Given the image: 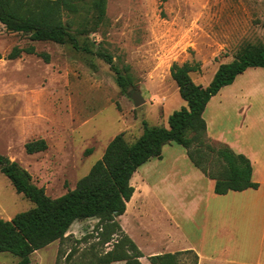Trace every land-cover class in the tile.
<instances>
[{
    "label": "rangeland",
    "instance_id": "1",
    "mask_svg": "<svg viewBox=\"0 0 264 264\" xmlns=\"http://www.w3.org/2000/svg\"><path fill=\"white\" fill-rule=\"evenodd\" d=\"M105 14L99 24L90 21L70 28L93 53L74 49L69 42L32 41L0 23V153L17 161L32 182L53 198L75 187L116 134L123 132L131 142L142 133L143 121L165 125L168 115L185 105L170 76L173 62L200 64L199 74L193 77H204L202 81L208 83L215 65L231 61L249 44L264 45L263 0H107ZM30 45L36 53L6 57L13 46ZM97 50L111 55L129 79L124 89L109 63L94 53ZM41 53L48 54V61ZM132 91L144 99L139 106L130 97ZM227 105V100L218 102L216 97L208 107L209 134L214 141L264 139V130L237 128L239 120ZM38 138L46 141V148L27 153L25 143ZM173 146L185 152L181 145ZM145 200L138 223L132 220V202L130 213L122 217L144 253L176 248L181 245L178 232L184 229L191 235H205L204 258L198 264H250L252 255L244 250L248 243L244 235L235 237L231 248L228 240L211 246L215 235H229L226 214L221 216L226 201L218 199L216 204L211 199L207 216H182L175 224L154 199ZM32 206L0 172V218L9 220ZM96 224V218L74 221L65 238L35 250L29 264H76L91 245L97 251L110 248L100 242ZM73 249L72 257L65 259ZM180 258L181 264L193 263L192 253ZM17 261L15 255L0 252V264Z\"/></svg>",
    "mask_w": 264,
    "mask_h": 264
},
{
    "label": "trees",
    "instance_id": "2",
    "mask_svg": "<svg viewBox=\"0 0 264 264\" xmlns=\"http://www.w3.org/2000/svg\"><path fill=\"white\" fill-rule=\"evenodd\" d=\"M106 2L0 0V23L8 31L27 34L32 41L69 42L74 49L93 53L78 42L70 28L76 23L103 22ZM22 52L36 53L33 45L13 46L6 57L14 59ZM94 53L109 63L117 83L124 89L130 81L114 65L111 55L101 50ZM39 55L48 61V54ZM248 67L264 68V45L249 44L231 61L220 63L206 86L195 83L191 77V72L201 70L200 64L173 62L170 76L185 105L168 115L166 125L150 126L143 121L142 133L131 142L125 139L123 132L116 134L75 187L58 197L48 196L43 187L32 182L25 168L0 153V172L17 193L33 203L32 207L16 213L9 220L0 218V252L15 255L18 258L16 264H29L35 250L65 238L74 221L96 218L100 242L110 248L97 251L91 245L80 254L76 264H111L121 260L124 264H143L140 261L143 254L123 231L117 218L125 212L126 203L133 194L134 187L130 183L133 173L151 158H160L163 145L171 142L181 145L192 164L214 181V193L221 195L257 188L258 183L251 177L250 159L235 152L227 143L214 141L207 133L203 117L209 99ZM24 147L27 153H36L46 148V141L43 138L30 140ZM74 252L75 249L71 250L64 258L70 259ZM187 253L193 254L192 264H198V255L191 249L153 254L147 257L145 264H181V255Z\"/></svg>",
    "mask_w": 264,
    "mask_h": 264
},
{
    "label": "crops",
    "instance_id": "3",
    "mask_svg": "<svg viewBox=\"0 0 264 264\" xmlns=\"http://www.w3.org/2000/svg\"><path fill=\"white\" fill-rule=\"evenodd\" d=\"M219 64L214 66V73ZM262 68L248 67L238 74L231 84L223 86L209 99L203 111V117L206 121L207 133L212 139L215 138L209 134V122L206 113L209 105L216 97H218V102L227 100V106L239 120L237 128L264 130V72H261ZM195 72L199 74L200 71L191 72V77L195 83L204 86L209 84L210 81L208 83L202 81L204 77L200 80L193 77ZM220 141L225 142L223 139ZM225 143L235 152L243 153L250 159L252 164L251 177L254 182L258 183V187L247 188L242 191H229L221 195L212 194L214 181L206 177L192 164L186 152L173 146L177 143H167L162 147L160 158H151L133 173V178L131 177L130 180L131 185L134 184L133 194L126 203L125 212L117 218L123 231L136 245L137 240L131 233L129 234L127 225L122 222V217L130 213L128 206L131 202L132 220L135 221V224L143 216V211L140 208L148 197L157 202L158 208L163 210L168 221L178 224V219L182 216L189 219L200 213L207 216L211 199H215L216 204H219V200H224L227 202L226 211H223V214L220 212L222 210L217 211V213L221 216L226 214L227 224L229 223V235L223 238L215 235L217 238L211 246H222L228 240V245L231 248L232 240L244 235V241L248 242L245 244L244 250L249 251L247 256L252 255L250 264H264V139L261 141H252V139L233 140ZM241 226H243V230H235L236 227L241 228ZM178 233L181 245L172 249L162 248L157 252L148 254L140 249L143 254L140 261L145 264L150 255L186 249L193 250L198 255V261H203L204 256L201 250L206 245L205 235H191L184 229H180ZM115 262L118 261L111 264Z\"/></svg>",
    "mask_w": 264,
    "mask_h": 264
},
{
    "label": "water",
    "instance_id": "4",
    "mask_svg": "<svg viewBox=\"0 0 264 264\" xmlns=\"http://www.w3.org/2000/svg\"><path fill=\"white\" fill-rule=\"evenodd\" d=\"M130 97L132 98L135 106H139L140 104L144 102L143 97L138 92L132 91L130 93Z\"/></svg>",
    "mask_w": 264,
    "mask_h": 264
}]
</instances>
